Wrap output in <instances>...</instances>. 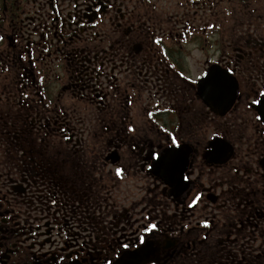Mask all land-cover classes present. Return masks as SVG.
I'll use <instances>...</instances> for the list:
<instances>
[{"label": "flooded vegetation", "instance_id": "af4514ba", "mask_svg": "<svg viewBox=\"0 0 264 264\" xmlns=\"http://www.w3.org/2000/svg\"><path fill=\"white\" fill-rule=\"evenodd\" d=\"M0 37V264H264V0H0Z\"/></svg>", "mask_w": 264, "mask_h": 264}, {"label": "snow or ice", "instance_id": "6c2138e0", "mask_svg": "<svg viewBox=\"0 0 264 264\" xmlns=\"http://www.w3.org/2000/svg\"><path fill=\"white\" fill-rule=\"evenodd\" d=\"M0 39H2V37H0ZM260 95H264V93H260ZM128 131H129V132H132V131H134V129H133V128H129ZM172 145L175 146V147H177V148L180 147V145L177 143V140H176L175 138L172 139ZM153 159H158V157L153 156ZM121 174H122L121 170H120V169H117V171H116V175H117V176H120ZM184 179L187 180L188 177H185ZM199 200H200V196L197 195V196L194 198L193 202H192L191 204H189V207H194L195 204H196ZM204 227H209V225L205 224ZM154 228H155V225H152L150 230H152V229H154ZM140 242H141V243H144V239L141 238V241H140ZM125 247H127V245H125Z\"/></svg>", "mask_w": 264, "mask_h": 264}, {"label": "water", "instance_id": "95a60500", "mask_svg": "<svg viewBox=\"0 0 264 264\" xmlns=\"http://www.w3.org/2000/svg\"><path fill=\"white\" fill-rule=\"evenodd\" d=\"M224 86L221 87V89H223ZM218 90H221L219 89V87H217ZM224 90V89H223ZM237 91H235V95H236ZM258 110L259 112L262 113V115L264 114V99H263V102L261 103V105L258 107Z\"/></svg>", "mask_w": 264, "mask_h": 264}]
</instances>
